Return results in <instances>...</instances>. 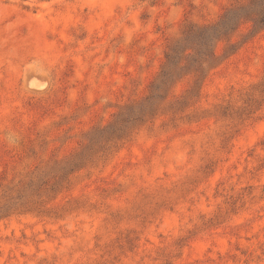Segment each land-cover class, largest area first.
Listing matches in <instances>:
<instances>
[{"label":"rangeland","instance_id":"rangeland-1","mask_svg":"<svg viewBox=\"0 0 264 264\" xmlns=\"http://www.w3.org/2000/svg\"><path fill=\"white\" fill-rule=\"evenodd\" d=\"M0 264H264V0H0Z\"/></svg>","mask_w":264,"mask_h":264}]
</instances>
